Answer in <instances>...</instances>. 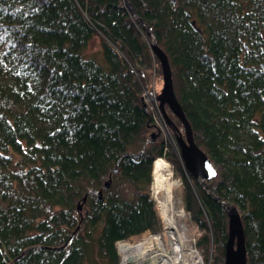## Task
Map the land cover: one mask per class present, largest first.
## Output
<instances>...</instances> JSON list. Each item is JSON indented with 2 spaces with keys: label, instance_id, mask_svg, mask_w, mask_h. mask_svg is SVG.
<instances>
[{
  "label": "trees",
  "instance_id": "trees-1",
  "mask_svg": "<svg viewBox=\"0 0 264 264\" xmlns=\"http://www.w3.org/2000/svg\"><path fill=\"white\" fill-rule=\"evenodd\" d=\"M129 1L216 170L208 187L241 216L247 264H264V0ZM94 36L104 64L85 56ZM153 67L162 80L124 0H0V264H121L118 241L159 230L148 189L166 146L143 98ZM177 153L165 155L197 247L225 264L227 213Z\"/></svg>",
  "mask_w": 264,
  "mask_h": 264
},
{
  "label": "water",
  "instance_id": "water-1",
  "mask_svg": "<svg viewBox=\"0 0 264 264\" xmlns=\"http://www.w3.org/2000/svg\"><path fill=\"white\" fill-rule=\"evenodd\" d=\"M124 3L129 9L131 15L136 20L137 24L146 32L147 36L150 38L151 51L160 62L163 81V89L158 97L160 110L163 113L164 117L168 120V123H170L165 109V107L168 106L169 109L183 124L185 132L184 138L178 137L177 143L180 149L184 167L188 171V173L193 178H195L198 186L202 189V191L218 204H220L227 213L228 239L225 245V264H247L246 238L241 216L235 206L226 202L216 193L211 191V189L207 185V180H210L216 176V170L206 153L202 149H200L194 141L191 125L187 120L174 92L171 67L168 57L158 46L155 35L149 25L135 13L130 4V1L124 0ZM192 24L198 31H201L197 27L195 21H192ZM156 138L157 134H152L150 140L154 141ZM212 173H214V175ZM108 187L109 183L106 184V188ZM98 195L101 198L102 191H100ZM86 197L87 196L83 198V203L86 201ZM81 208L82 207L80 204L78 206L79 211L81 210Z\"/></svg>",
  "mask_w": 264,
  "mask_h": 264
},
{
  "label": "built area",
  "instance_id": "built-area-1",
  "mask_svg": "<svg viewBox=\"0 0 264 264\" xmlns=\"http://www.w3.org/2000/svg\"><path fill=\"white\" fill-rule=\"evenodd\" d=\"M154 97L156 98L157 96ZM152 116L155 117L153 118L154 121L161 122L157 112H152ZM161 116L164 118L163 115ZM165 149H167V147ZM158 161H163L165 163V167L162 168L160 172V174H163L161 179L165 187H159L156 181V176H154V172L157 170L156 164ZM153 165L154 181L152 184L153 187H151V197L155 202V207L160 218V230H146L129 238L133 239L134 237H140L142 239L141 241L149 238L146 244H153L154 240L158 238V245L154 249V257L157 261L156 264H207L202 252L197 247V240L200 232L192 223L190 212L182 207L180 199L175 203L172 198V187L180 184L179 179L176 178L177 180L173 181V172L165 162L164 157H158ZM122 241L124 240L118 241L116 245L118 246ZM149 241H151V243H148ZM121 264L132 263L129 261L125 262L122 256ZM146 264L151 263L147 262Z\"/></svg>",
  "mask_w": 264,
  "mask_h": 264
},
{
  "label": "rangeland",
  "instance_id": "rangeland-1",
  "mask_svg": "<svg viewBox=\"0 0 264 264\" xmlns=\"http://www.w3.org/2000/svg\"><path fill=\"white\" fill-rule=\"evenodd\" d=\"M85 56L87 58H93V59L97 60L98 62H100L102 64L105 63V61L103 59V56H102V47H101V44H100V40H99V38L97 36H94L92 38V40L90 41L88 49H87V51H85ZM162 89H163V81L160 79L159 72L157 71V69L155 67H153L149 71L148 84H145V87H144V90H143V98H144L145 104L147 105V107L150 110V112H153V113L157 112V114L159 115V117L161 119V122L160 121L157 122L155 120L154 123L158 126L159 132L161 133V135H162V137L164 139V144L167 147V149H164L165 154L167 155V153L169 151L178 152L177 153L178 154L177 161H179L180 166L182 167V169L185 170L186 174L190 175L188 173V171L184 167V163L182 161V157H181V154H180V149H179V146H178V143H177V140H178L177 137H183L184 138V136H182L181 134L174 135L172 133V131H171V121H170V123H168V120L165 117L162 118L161 115H163V113L160 112L161 110H160L159 101H157V97L156 98L154 97V96H158V94L162 92ZM152 117L155 118L154 116H152ZM163 119H164V125H163ZM183 132H184V128H183ZM165 154H163L160 157H162V158L164 157L165 162L169 165V168L172 170V172H173V181L177 180V179H179V181H180L179 182L180 184H177L176 186L172 187V192H171L172 193V198L175 201V203H177V201L180 199L181 205L183 207L182 198H181V189H182V186H183V180L180 177V175H178L175 164L172 163L166 157ZM154 161H153V163H154ZM153 171H154V165L152 164L151 184H150V187L148 189L150 197H151V187H153L152 184H153V181H154V179H153ZM154 186H155V183H154ZM151 199H152V197H151ZM154 204H155V202H154ZM81 206H82V204H81ZM117 247L118 246L116 245V249H117ZM117 252H118V249H117ZM119 255H120V258L122 259V254L120 252H119ZM208 264H210V262H208Z\"/></svg>",
  "mask_w": 264,
  "mask_h": 264
},
{
  "label": "bare ground",
  "instance_id": "bare-ground-1",
  "mask_svg": "<svg viewBox=\"0 0 264 264\" xmlns=\"http://www.w3.org/2000/svg\"><path fill=\"white\" fill-rule=\"evenodd\" d=\"M164 164L165 163L163 161H158L156 164L157 170L154 172V176H156V181L159 187H165L161 179L163 174H160L162 168L165 167ZM148 239L149 238H146L141 241L142 239L140 237H134L133 239L128 238L127 240L120 242L118 244V249L123 256L124 261H129L132 264H146L147 262L156 264L157 261L154 257V249L158 245V238L154 240L153 244H146ZM148 243H151V241Z\"/></svg>",
  "mask_w": 264,
  "mask_h": 264
},
{
  "label": "snow or ice",
  "instance_id": "snow-or-ice-1",
  "mask_svg": "<svg viewBox=\"0 0 264 264\" xmlns=\"http://www.w3.org/2000/svg\"><path fill=\"white\" fill-rule=\"evenodd\" d=\"M214 175V173H212Z\"/></svg>",
  "mask_w": 264,
  "mask_h": 264
}]
</instances>
